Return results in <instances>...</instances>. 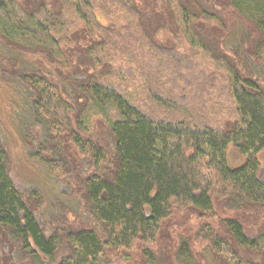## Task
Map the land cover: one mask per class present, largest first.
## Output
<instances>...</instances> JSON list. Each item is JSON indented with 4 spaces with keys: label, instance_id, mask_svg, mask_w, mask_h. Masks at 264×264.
<instances>
[{
    "label": "trees",
    "instance_id": "1",
    "mask_svg": "<svg viewBox=\"0 0 264 264\" xmlns=\"http://www.w3.org/2000/svg\"><path fill=\"white\" fill-rule=\"evenodd\" d=\"M140 1L0 0V76L24 105L27 154L60 188L61 207L78 190L85 215L69 229L43 223L15 184L0 138V246H18L27 264H101L107 251L153 243L179 208L197 214L220 264H264V222L252 234L239 217H223L219 234L206 221L214 197L264 210L254 157L264 151V41L255 40L264 37V0H163L179 33L174 48L144 25L141 6L156 0ZM208 20L219 27L213 42L198 28ZM231 146L243 158L237 165L227 158ZM190 246L178 243L183 264L193 263ZM142 253L154 264L151 249Z\"/></svg>",
    "mask_w": 264,
    "mask_h": 264
},
{
    "label": "rangeland",
    "instance_id": "2",
    "mask_svg": "<svg viewBox=\"0 0 264 264\" xmlns=\"http://www.w3.org/2000/svg\"><path fill=\"white\" fill-rule=\"evenodd\" d=\"M164 1L156 0V5L153 4L154 8H148L146 5L141 6L142 19L147 31L155 40L163 45L173 46L174 48L178 43L179 33L175 29L173 10L167 7ZM190 7L192 8L193 5L191 4ZM207 9L211 12L221 10L222 13L218 14L220 17L223 16V20L224 18L226 19L228 28H231L235 24L234 16L226 13L222 7L208 6ZM116 23L114 20L107 22L112 27H115ZM119 23H123V21L119 20ZM242 26L245 27L246 24ZM199 27L201 28V33L211 42L214 41L213 39L216 37L217 32H219L218 24L215 21H199ZM235 27L236 29L239 27V21L234 25ZM261 38L264 41V37L256 32L255 40H260ZM77 48L78 46L74 48V51H77ZM219 48L228 53L227 48H229V43H220ZM188 55L191 56L189 58L191 62H194L195 59L198 60L201 65L200 68L203 67L204 72H216L211 63L206 64L207 59L205 57L197 55L195 58L190 52H188ZM196 72L198 73L197 70ZM223 106H225L224 103ZM23 107L24 105L20 100L14 83L0 76V138L9 153L11 175L14 182L23 192L27 201H29L31 207L36 211L38 218L43 223L62 229L72 228L78 225L81 218L85 216L80 193L75 189L76 186H74V194L68 195L69 198L65 201V207H61L59 200L65 199V196L61 194L60 188L52 179L48 178L40 165L27 154L29 146L22 139L21 114ZM227 123V120H225V128ZM229 127L230 124L227 125V129ZM97 129L99 133L106 136V127ZM254 157L259 161L260 174L264 178V151ZM227 158L231 165H237L243 160L242 156L233 146L228 148ZM213 201L215 215L208 217L206 221L219 234H225L224 228L219 222L223 217H239L246 225L248 232L252 234L256 233L264 222V210L262 209H234L229 202L217 197H214ZM75 212L82 213L83 215L76 214ZM199 227L200 220L193 210L177 208L169 218L163 221L161 230L153 243L135 241L130 249L107 251L104 258L101 259V264H148L142 253L143 248L152 250L154 264H183L177 259L175 253L179 241L184 238L190 241V247L194 254L192 264H220L209 242L202 238ZM11 250L9 251L7 244L4 247L0 246V261L2 263L27 264L29 262L26 259L27 257L20 252L18 246L14 245V248ZM65 251L66 246L65 242H63L54 256L55 260L58 261Z\"/></svg>",
    "mask_w": 264,
    "mask_h": 264
}]
</instances>
